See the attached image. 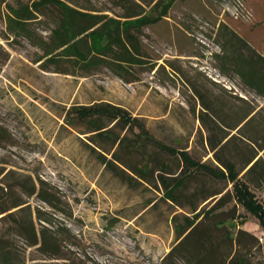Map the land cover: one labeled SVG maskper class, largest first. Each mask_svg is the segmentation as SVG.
Returning a JSON list of instances; mask_svg holds the SVG:
<instances>
[{"label":"rangeland","instance_id":"1","mask_svg":"<svg viewBox=\"0 0 264 264\" xmlns=\"http://www.w3.org/2000/svg\"><path fill=\"white\" fill-rule=\"evenodd\" d=\"M76 1L81 7L92 6L99 11L96 14L112 18H121L125 8L138 9L134 1L147 13L156 3L154 0L149 6L147 2L151 0H129L124 7L120 0ZM181 1L184 0H176L166 21L142 27L144 58L156 67L154 70L149 69V64L143 68L132 67L128 78L135 81L125 84L104 68L86 73L67 61L58 65L65 73L57 71L53 64L43 68L42 62L36 61L42 51L21 37L15 40L6 30V4L18 6L17 0H0V59L4 58L0 63V211L16 200L24 202L21 206H25L21 213H16L18 208L0 212V240L9 242L14 261H24V264H193L192 248L188 252L171 250L179 242L174 225L184 223L183 216H192L191 208L196 205L197 211L203 213L215 207L212 215L204 218L203 225L224 221L221 234L212 232L213 258L221 261L220 264H228L230 258L239 254L251 264H264V215L257 217L245 211L234 197L233 184L195 169L177 192L182 204L178 206L164 199V188L160 185L156 188L147 184L134 173L127 184L104 167L102 156L109 158L110 155L100 148L110 144L89 132L93 125L73 117L74 106L78 109L104 103L119 107L123 122L136 117L160 141L176 149L184 148L196 161L215 168L218 163L207 140L217 139L221 130L203 113L189 83L199 80L196 75L202 72L199 89L204 100L211 106L222 101L225 114L231 113V104L245 100L258 111L256 130L259 136L264 134L261 126L264 127V97L257 96L237 78L225 77L210 57L200 66L194 55L205 49L195 41L206 47V54L219 51L214 41L216 25L221 19L234 20L230 11L238 1L243 2L245 11L252 13V17L250 20L242 17L237 22L259 33L255 43L264 52V24L261 25L264 0H206L207 8L199 11L196 5L195 12L181 8ZM56 11L49 7L40 22L30 23L35 33L46 40L55 27ZM205 69H209L208 72L216 69L231 89L213 82ZM92 115L100 116V113ZM224 119L226 124L231 122V118ZM123 135L132 142L134 137L130 132L124 131ZM147 149V154L154 153L153 147ZM141 153L143 151L134 146L132 151L119 154L136 162L142 158ZM218 153L226 156V151ZM161 155L173 171L178 170L177 157ZM152 179L158 180V172ZM30 183L36 189L50 191L55 207L48 206L36 195L28 197L26 191ZM197 189L224 190L203 203L200 196L191 197ZM251 189L264 210V183ZM37 210L48 213L46 217L60 232L57 258L46 257L37 246H27L23 230L18 227L21 224L24 228L30 227L28 214L32 211L34 218ZM175 214H179V218L174 223ZM41 225L46 223L34 218L35 231ZM63 226L71 233L64 231Z\"/></svg>","mask_w":264,"mask_h":264},{"label":"trees","instance_id":"2","mask_svg":"<svg viewBox=\"0 0 264 264\" xmlns=\"http://www.w3.org/2000/svg\"><path fill=\"white\" fill-rule=\"evenodd\" d=\"M127 1L129 0H120L124 7H126ZM187 1L188 3H186ZM153 2L154 0L147 2V5L150 6ZM175 2L176 0H156L149 10L150 12L147 13L143 6L134 1L138 9L133 11L125 8L121 18H112L102 13L96 14L99 11L92 6L81 7L76 0H26L25 2L17 0L18 6L6 4L7 12L4 20L7 32L15 40L21 37L42 51V55L38 56L36 61L42 62L43 68L53 64L57 71L65 73L66 70L59 68L58 65L61 61H67L86 73L97 72L101 68L107 69L123 83L130 84L135 81L128 78L132 67L143 68L147 64H149L150 70H154L156 67L155 63H150L151 61L144 58L143 45L141 44L142 27L166 21ZM181 2L189 4L187 11L195 12L196 5L200 7L199 11L205 10L201 0ZM49 7L57 9L58 17L57 20H53L55 27L50 30L51 34L46 40L45 37L42 38L35 33V29L31 28L30 23L40 22V17L46 14ZM216 27L214 41L219 51L214 54H206V47L195 41L193 33L190 35L199 46L205 48L199 54H194L197 56L200 66L203 65L204 59L210 57L216 62L217 69L225 77L237 78L243 86L252 90L257 96L264 97V54L256 51L247 40L238 37L224 23H218ZM188 40L190 41L189 38ZM2 60L4 58L0 59V63L3 62ZM202 76V72L196 75L199 80ZM199 80L189 81L191 88L204 109L203 113L211 117L209 119L211 123L216 127L219 126L221 130V135L217 139L207 140L212 155L218 163L215 168L206 165L205 162L196 161L188 155L184 148L176 149L162 140L160 141L148 129H145L136 117L131 120L127 118L123 122L119 107L104 103L88 108L79 107L77 109L74 106L72 107V111H75L73 117L85 121L87 125H93L89 132H94L96 138L105 139L110 144L100 148L110 155L109 158L106 155L102 156V163L125 183L129 184V180L133 179L131 174L134 173L147 184L156 188L159 185L163 187L164 199L182 207L177 192L184 186L185 179L192 176L194 174L192 171L196 169L212 178L233 184L234 197L244 210L257 217H263V207L255 199L251 189L260 187L264 183V134L259 136L256 130L259 113L251 108L245 100L239 99L238 104L230 105L231 113L225 114L222 111V101H219L220 103L217 101L215 106H211L204 100L199 89ZM93 112L100 113V116H93ZM224 118H231V122L226 124ZM198 119L203 121L200 116ZM261 126L264 129L263 125ZM135 129H138V132H135ZM124 131L133 135L132 142L127 141L125 135L122 136ZM233 131L234 133H232ZM134 146L143 151L141 153L143 156L139 161L130 162L120 156L119 153L125 150L132 151ZM149 146L153 147V154H147ZM218 151H226V156L219 155ZM146 154L147 156H145ZM161 154L172 156L174 159L177 157L180 161L178 170L173 171ZM157 172L158 180L153 181L152 179L151 181L150 178H153ZM41 184L44 183L41 182ZM223 190L208 192L197 189L191 193V197L200 196L199 198L204 203L210 198H215ZM26 193L28 197L36 195L48 206L55 207L52 203L54 200L51 198L52 193L47 189H36L35 185L30 183ZM23 203L16 200L11 203L10 207L1 208L0 212L6 213L10 209L18 208L16 213H21L25 210V206H21ZM28 208H30L29 205ZM214 208L211 207L206 210V213H203L201 210L197 211L196 205L192 206L190 211L192 216H183L184 223L174 225L176 241L179 242L171 252L177 249L188 252L192 248L190 255L191 260L194 259L193 264L221 263L213 258L215 246L212 247L211 243L212 232L218 231L221 234L224 221L203 225L204 218L212 215ZM47 214L39 210H37V214L35 213L34 218L46 223V225H41L38 231H35L33 226L32 211L28 214L30 227L24 228L22 224L18 227L23 230L21 233L25 236L27 246H37L46 257L51 259L59 256L60 232L53 227L52 221L46 217ZM178 218L179 214H175L172 221L175 223ZM262 226L264 228V221ZM62 229L71 233L65 226ZM230 257L229 255L228 259ZM24 263V261H14L9 242L0 240V264ZM228 264H251V261L242 255L235 254L229 259Z\"/></svg>","mask_w":264,"mask_h":264},{"label":"crops","instance_id":"3","mask_svg":"<svg viewBox=\"0 0 264 264\" xmlns=\"http://www.w3.org/2000/svg\"><path fill=\"white\" fill-rule=\"evenodd\" d=\"M186 3H188V1ZM201 3L203 4L204 8H207L206 0H201ZM188 6L189 4L187 5L184 3L181 5V8L185 7L187 10ZM219 23H224L227 27H230L236 33L238 37L240 38L243 37L245 40L248 41L250 45H252L254 49H256V51L261 52V54H264V52L261 49H259V47L257 46L258 43L257 44L255 43V42H258L256 39L259 33H257V31L254 28L249 27L244 24L241 25L237 21L230 20V19H228L227 21H225L224 19H221ZM263 24L264 22L261 25ZM262 47L264 48V43H262Z\"/></svg>","mask_w":264,"mask_h":264},{"label":"built area","instance_id":"4","mask_svg":"<svg viewBox=\"0 0 264 264\" xmlns=\"http://www.w3.org/2000/svg\"><path fill=\"white\" fill-rule=\"evenodd\" d=\"M229 8L227 7L226 10H228ZM233 10H231V16L234 19H242V17L248 18V20L251 19L252 17V13L245 11L244 9V5L243 2H239L236 4L235 7L232 8ZM200 42H202L200 40ZM206 75L208 76V78H210L213 82L222 84L225 88H227L228 90L231 89V85H229L228 83L225 82L224 78L218 73V71L215 69H211V72H208L209 69H205L204 70Z\"/></svg>","mask_w":264,"mask_h":264}]
</instances>
